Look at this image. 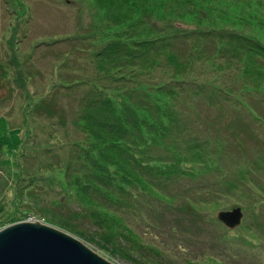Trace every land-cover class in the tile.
Instances as JSON below:
<instances>
[{"label":"rangeland","instance_id":"obj_1","mask_svg":"<svg viewBox=\"0 0 264 264\" xmlns=\"http://www.w3.org/2000/svg\"><path fill=\"white\" fill-rule=\"evenodd\" d=\"M254 1L264 5V0ZM100 16L91 0H0V139L6 144L0 161L9 164L0 166V231L37 221L113 264H264V226L257 223L264 222V97L253 93L231 99L215 92L202 98L191 91L188 104L177 106L181 111L172 120L170 136L152 151L176 162L177 181L165 187L170 202L133 189L129 203L105 204L127 227L109 240L130 249L131 257L95 235L86 208L74 201L63 181L70 145L82 139L74 121L83 92L65 91L59 78L69 82L67 69H80L105 44L96 35L103 26ZM260 25L264 28V18ZM258 38L264 44V35ZM223 81L213 80L218 86ZM164 146L216 160L177 166L178 155L167 156ZM49 167L56 168L50 172L54 180ZM235 175L238 186L227 192L224 183ZM232 206L244 216L241 226L230 231L216 217Z\"/></svg>","mask_w":264,"mask_h":264},{"label":"trees","instance_id":"obj_2","mask_svg":"<svg viewBox=\"0 0 264 264\" xmlns=\"http://www.w3.org/2000/svg\"><path fill=\"white\" fill-rule=\"evenodd\" d=\"M91 2L103 25L96 35L106 42L80 69H67L69 82L59 78L65 91L83 92L74 121L82 139L68 149L63 181L74 201L86 208L99 240L131 257L130 249L109 240L123 235L127 227L105 204L129 203L135 197L133 189L155 201L170 202L165 187L177 181L176 162L152 151L170 136L172 120L181 111L177 106L188 104L191 91L202 98L213 92L231 99L244 92L264 97V44L258 38L264 35L260 25L264 5L254 0ZM215 77L226 81L218 86ZM3 142L0 139L1 150L6 147ZM195 144L190 145L193 151ZM171 148L164 146L167 156L178 155L177 166L216 160ZM6 162L0 161V166ZM53 170L46 168L51 180ZM238 178L225 182L224 189L229 192L238 186ZM94 194L105 200L98 201ZM257 223L263 228L264 222ZM211 261L218 263L215 258Z\"/></svg>","mask_w":264,"mask_h":264},{"label":"water","instance_id":"obj_3","mask_svg":"<svg viewBox=\"0 0 264 264\" xmlns=\"http://www.w3.org/2000/svg\"><path fill=\"white\" fill-rule=\"evenodd\" d=\"M230 231L242 222L241 208L221 211ZM0 264H113L68 234L40 222H21L0 231Z\"/></svg>","mask_w":264,"mask_h":264}]
</instances>
